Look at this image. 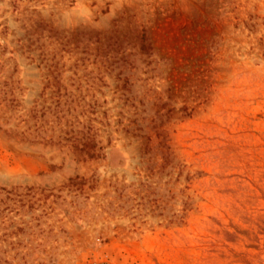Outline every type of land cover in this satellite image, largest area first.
<instances>
[{
	"label": "rangeland",
	"instance_id": "rangeland-1",
	"mask_svg": "<svg viewBox=\"0 0 264 264\" xmlns=\"http://www.w3.org/2000/svg\"><path fill=\"white\" fill-rule=\"evenodd\" d=\"M0 264H264V0H0Z\"/></svg>",
	"mask_w": 264,
	"mask_h": 264
},
{
	"label": "trees",
	"instance_id": "trees-1",
	"mask_svg": "<svg viewBox=\"0 0 264 264\" xmlns=\"http://www.w3.org/2000/svg\"><path fill=\"white\" fill-rule=\"evenodd\" d=\"M48 84L45 86L47 87ZM65 94V93H63ZM70 95V94H69ZM66 103V101H64ZM73 143L75 144L74 147H78L81 153H84L87 158H95L97 154L95 152L91 151V147L93 146V143L90 139H88V136H80V138L75 137L73 139Z\"/></svg>",
	"mask_w": 264,
	"mask_h": 264
}]
</instances>
